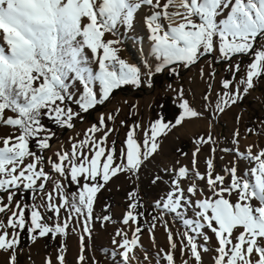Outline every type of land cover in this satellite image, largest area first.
<instances>
[{
    "label": "snow or ice",
    "instance_id": "6c2138e0",
    "mask_svg": "<svg viewBox=\"0 0 264 264\" xmlns=\"http://www.w3.org/2000/svg\"><path fill=\"white\" fill-rule=\"evenodd\" d=\"M144 6L154 9L144 21L152 42L151 54L159 61L156 73L175 64L187 68L217 49L220 57L229 61L236 55L254 53L243 78L222 81L224 91L219 94L216 112L235 104L254 87V80L264 75V46L255 48L257 41L264 37V0H165L163 4L161 0H0V35L6 44V47L0 46V125L18 131V135L0 137V193H7V203L0 195V213H10L6 222L0 220V251L9 253L7 264H17V229L27 228L30 234L39 237L51 234L55 238L66 234L69 223L80 218L83 232L90 234L97 192L120 172L134 174L142 161L158 150V137L187 119L203 115L183 98V90H179L182 111L174 124L161 119L152 122L144 131L142 144L135 138V129L129 130L125 148L120 152L121 161L117 163L115 147H106L107 138L114 131L107 127V122L114 121L115 115L101 114L98 123L83 133V139L74 141L69 151L57 152L56 160L48 159L52 172L68 176L78 186L77 190L67 193L60 181H53L52 192L45 191L52 176L43 167L44 157L30 150L32 141L40 152L50 147L54 133L42 123V117L59 127L72 128L81 112L104 104L115 90L126 85L140 86L141 69L119 57L115 45L120 40L105 39V36L116 35L121 26L131 29L136 14ZM169 8L176 10L170 12ZM163 20L169 21L167 26ZM145 65L149 68L151 87L152 65L147 60ZM239 69L240 65H235L234 77ZM204 100L208 101L209 96L205 95ZM71 105H76L79 111ZM6 112L14 115L6 116ZM97 133H101L99 138ZM209 142H212L210 134L207 139L197 141L198 144ZM199 151L197 147L193 153L194 169ZM237 155L249 160L252 166L243 175H238L235 164L226 169L231 178L228 184L224 176L213 177V160L206 161L207 184L212 196L193 202L174 180L173 190L156 203L161 208V218L164 212L173 214L186 229L180 237V251L181 255L190 253V259H185L183 264H203L202 253L210 251L208 231L217 241L213 264H264V149L253 154L249 146L246 153H239L237 149ZM29 158L30 162L25 163ZM188 174L189 170L184 167L178 171L181 179ZM194 176L197 180L206 178L198 171H194ZM196 188L193 183L187 192L195 195ZM22 189L31 190L33 200L37 192L42 193L41 204L29 206L15 201L13 207L14 197ZM233 193L237 196L235 203L230 199ZM134 196L135 193L129 194L130 199ZM136 207L135 202L129 204V211L123 217L125 225L137 223V214L133 211ZM41 208L53 213L57 221L54 225L44 222ZM188 209L194 211L195 219L187 217ZM61 210L69 213L63 224L59 222ZM26 212H30V226L25 222ZM109 219L103 217L105 221ZM9 228L13 230L11 234L6 230ZM154 228L153 224L150 234ZM165 230L170 248L161 250L163 260L166 264H175L177 244L167 224ZM141 231L140 226L135 227L131 239L127 233L117 231L121 239H113L112 243L121 250L118 255L122 264H132L136 258ZM199 237L203 238V245L198 243ZM80 241L78 261L84 264V236ZM63 251L62 245L57 256L59 264H65ZM144 258L149 257L145 254ZM45 264H51V260Z\"/></svg>",
    "mask_w": 264,
    "mask_h": 264
},
{
    "label": "rangeland",
    "instance_id": "374dc122",
    "mask_svg": "<svg viewBox=\"0 0 264 264\" xmlns=\"http://www.w3.org/2000/svg\"><path fill=\"white\" fill-rule=\"evenodd\" d=\"M164 0H161V4ZM143 10V12L141 11ZM145 11V12H144ZM153 9L144 6L136 14L134 21L138 19L144 20ZM141 12V13H140ZM140 13V14H139ZM138 15V17H137ZM141 22L140 20L138 21ZM133 24L131 29L121 26L117 30L116 35L106 34L105 39H117L121 42L115 47L119 49L118 55L121 59L138 66L141 69V83L148 85V89H135L134 86H122L112 94L111 98L104 104L95 106L88 112H81L80 117L73 121L72 128L59 127L47 117H42V123L54 135L49 141L50 147L43 152L36 147L35 141L30 143V150L44 157L43 167L46 172L52 176V180L46 183L47 192H52L53 181H60L67 193L77 190V185L70 182L68 176L61 177L57 173L52 172L48 159L56 160V153L60 151H69L72 143L76 140L83 139V133L93 124H97L101 114L107 116L112 113L115 115L114 121H108L107 127L114 129L107 138L106 147H115L116 162L121 161L120 152L125 148V140L127 132L135 129V138L142 144L144 139V131L149 129L150 124L157 119H161L165 123L174 124L175 119L179 116L182 109L179 108L181 97L178 95L179 90H183V98L187 99L190 105L203 115L199 118L187 119L180 126L173 127L166 134L158 137L159 148L146 160H143L139 169L133 174L132 172H120L112 177L97 192L94 200L93 220L90 223L91 233L85 234L82 230L83 220L74 218L69 223L66 234L57 235L55 238L48 234L39 237L37 234H30V241L24 247L15 248L17 253V264H39V259L48 253H54L55 257L51 264H59L57 256L61 254L60 249L63 245V255L65 264H79L78 257L81 254L80 237L84 236L85 256L84 264H122V259L118 255L121 251L112 243L113 239L120 240L117 231L128 234V238H132V232L135 227L140 226L142 231L138 234L139 245L135 249V259L132 264H166L163 260L164 251H168L170 246L168 243V234L165 230L167 224L168 231H171L177 248L174 250L175 264L185 259H190V253L181 255V235L186 230L178 219H174L173 214L164 212L161 218V208L156 206L157 201L163 200L167 194L173 190V181L179 182L180 187L184 189V195L193 202L202 200L212 196L207 184V164L208 159L213 160L212 175H221L225 178V184L230 183V175L226 169L235 164L238 168V175H243L245 170L250 168L252 164L247 159H240L239 153H246L249 146H252L253 154L264 149V75L254 80V87L247 94H242L241 98L233 105L225 108L223 112H216L215 105L222 94V81L234 80L238 81L246 75L247 66L252 62L254 53L250 55H236L232 59L224 60L220 57L219 51L202 56L198 62L187 68L181 64L169 66L163 71L156 73L155 66L159 63L154 56L147 59L148 64L152 65L151 87L149 86L147 73L149 68L146 67L145 61L135 60L132 48L127 43V38L133 34L135 39H141L143 36L138 32L137 25ZM146 28V27H145ZM0 46L6 47L3 43V37L0 35ZM264 46V37L260 38L255 48L258 50ZM89 55H91L89 53ZM239 64V72L233 76L235 65ZM95 68L96 65L93 64ZM172 74V79H168V75ZM211 85V89H209ZM235 84L233 90H235ZM241 91H242V87ZM75 91V89H73ZM98 91V88H97ZM208 95L209 100H204V96ZM74 110L79 111L76 105H71ZM119 109V112L115 110ZM14 115L6 112V116ZM123 121V123H121ZM136 125H140L136 128ZM239 133L236 136V133ZM13 133L18 135V131L8 126L0 125V137L8 136ZM209 134L212 142L198 144L200 138L207 139ZM101 133H97L99 138ZM234 140L238 143H234ZM114 142V145H113ZM2 146V145H0ZM199 147L200 151L196 155L195 169L193 167V153ZM215 149V151H213ZM87 151V149H85ZM30 162V158L25 163ZM181 167L187 168L189 174L187 178H179L178 171ZM194 171H198L205 175V179L197 180ZM103 183L102 180L99 181ZM39 183V182H38ZM84 183L81 180V185ZM195 183L197 185L196 194L192 195L187 192V188ZM130 193H135L133 199L129 198ZM4 202L7 203V193H0ZM55 196V193H53ZM42 193H36V199L33 200L31 190H21L14 197L15 201H21L22 204L31 206L33 203L41 204ZM233 203L236 202L235 193L230 197ZM135 202L137 207L133 210L137 214V223L125 225L123 217L129 211V204ZM253 201V204H256ZM44 222L54 225L56 217L52 212H44ZM69 213L61 210L59 222L63 224ZM10 213H0V220L6 222V217ZM188 218L195 219L192 209L186 212ZM104 216L110 219L103 220ZM51 217V219H50ZM155 218V219H154ZM26 225H31L30 212H26ZM155 228L151 231V236L147 240L144 238L150 234L149 229L152 225ZM74 229V230H73ZM10 234L12 229H6ZM18 237L27 231L17 229ZM207 231V230H206ZM237 235L239 230H237ZM32 235H36V239H32ZM211 237L207 244L210 249L207 253H202V261L207 255L211 260L215 253L217 241L215 235L208 231ZM40 241V242H39ZM36 245V243H38ZM186 243V241H184ZM198 243L203 245L202 237L198 238ZM116 253V255H113ZM145 254L148 259L145 260ZM9 253L0 251V264H7Z\"/></svg>",
    "mask_w": 264,
    "mask_h": 264
},
{
    "label": "bare ground",
    "instance_id": "6f19581e",
    "mask_svg": "<svg viewBox=\"0 0 264 264\" xmlns=\"http://www.w3.org/2000/svg\"><path fill=\"white\" fill-rule=\"evenodd\" d=\"M164 2H165V0L163 1V3ZM175 10H176L175 8H169L170 12L171 11H175ZM141 11L143 12V10H141ZM137 17H138V15H137ZM137 20L141 21V22H139V24H136V23H138V21L135 22V24L137 25L138 32L140 34H142V36H143V41L138 38V39L135 40V42H133L132 39H135L136 37H133V34H130V36L127 38V43L130 44L131 46H133V48H132L133 52L132 53H133V55L135 57V60L146 61L149 57L152 56V54H151V44H152V42L148 38L149 33H148V29L145 28L146 27L145 26V21L142 20V19H138V18H137ZM162 22H163V24L165 26H167V24L169 23L168 20H163ZM126 62H128L130 64H133V63H131V61L129 59H127ZM150 236H151V234H147L144 238L147 240L148 238H150ZM39 242L36 243V245H38ZM54 257H55L54 253H48V254L44 255L43 257H41L38 262H39V264H45V262L47 260H51V262H52V260H54ZM204 258L205 259L203 261V264H213V260H211V258H209L207 255H205ZM184 260H185V258L182 257V260L178 261L176 264H183ZM193 264H194V262H193Z\"/></svg>",
    "mask_w": 264,
    "mask_h": 264
},
{
    "label": "trees",
    "instance_id": "16d2710c",
    "mask_svg": "<svg viewBox=\"0 0 264 264\" xmlns=\"http://www.w3.org/2000/svg\"><path fill=\"white\" fill-rule=\"evenodd\" d=\"M168 79H172V74H169L168 76ZM129 86H133V85H129ZM135 87V89H139V88H142V89H144V90H147L148 89V85H146V84H140V86L139 87H136V86H134ZM30 235H29V232L28 231H25L23 234H21L19 237H18V246L19 247H24L25 245H27L28 243H29V241H30Z\"/></svg>",
    "mask_w": 264,
    "mask_h": 264
}]
</instances>
